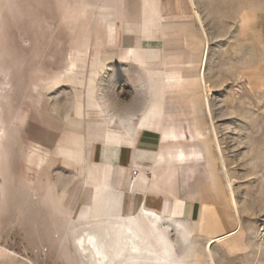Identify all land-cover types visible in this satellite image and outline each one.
Wrapping results in <instances>:
<instances>
[{
  "label": "crops",
  "instance_id": "obj_1",
  "mask_svg": "<svg viewBox=\"0 0 264 264\" xmlns=\"http://www.w3.org/2000/svg\"><path fill=\"white\" fill-rule=\"evenodd\" d=\"M195 2L204 26L190 0H88L76 69L47 87L55 88L26 110L21 126L33 148L23 154L27 184L46 209L73 213L74 223L126 221L167 264H199L193 256L207 241L238 224L203 100V72L216 90L204 13L211 2ZM236 20L240 73L256 78L261 109L263 0L241 8ZM62 81L74 88L55 90ZM235 196L241 234L246 208ZM183 234L195 248L190 258L180 251ZM16 258L23 262L0 242V264H19Z\"/></svg>",
  "mask_w": 264,
  "mask_h": 264
},
{
  "label": "rangeland",
  "instance_id": "obj_2",
  "mask_svg": "<svg viewBox=\"0 0 264 264\" xmlns=\"http://www.w3.org/2000/svg\"><path fill=\"white\" fill-rule=\"evenodd\" d=\"M87 1L0 0V242L22 255L23 262L16 258L19 264H82L75 241L88 230H110L114 250L124 237L112 227L113 220L74 223L73 213L46 209L27 184L23 154L33 148L22 140V120L43 93L55 88L47 87L76 69L77 46L89 19ZM202 1L211 2L210 13L208 8L204 13L211 35L208 72L216 85L215 122L236 195L246 208L244 233L216 243L214 254L217 264H264V105L260 109L255 103L256 78L240 73L236 30L241 8L261 0ZM61 84L55 90L74 88L70 81ZM195 256L201 257L199 264H208L203 250Z\"/></svg>",
  "mask_w": 264,
  "mask_h": 264
},
{
  "label": "bare ground",
  "instance_id": "obj_3",
  "mask_svg": "<svg viewBox=\"0 0 264 264\" xmlns=\"http://www.w3.org/2000/svg\"><path fill=\"white\" fill-rule=\"evenodd\" d=\"M191 5L194 6V11L198 17L199 22L204 26L203 17L201 12L197 9L195 0H190ZM198 4V3H197ZM203 28V27H202ZM204 29V28H203ZM206 32V31H205ZM204 35H207L205 34ZM202 85H203V100L206 108V114L210 120V130L212 135H214V147L216 154L220 161V170L226 182V187L228 191V197L234 215L237 218L238 224L235 230L223 234L218 237L210 238L204 247V254L208 261V264H217L214 245L216 243H223L226 239L240 233L242 231L241 222V207L235 196L234 181L229 173L228 165L225 159L224 151L220 142V136L218 135L215 121L213 117V111L211 107V86L206 80L205 73L202 75ZM1 135V134H0ZM2 136V135H1ZM5 137V136H3ZM2 140V139H1ZM1 144V143H0ZM107 222V221H106ZM112 227L118 231L124 233V237H120L119 241L115 244L117 245V251L112 248L114 244L113 234L107 229L105 233L99 234L93 231H85L79 237L76 238V247L78 254L80 255V260L82 264H167L165 260L158 257L148 250L147 245L143 243L140 236L128 226L126 222L113 220ZM109 228V227H108ZM116 231V230H115ZM184 235V234H183ZM194 246L189 242L188 237L184 235L180 240V251L183 252L184 258H190L194 252Z\"/></svg>",
  "mask_w": 264,
  "mask_h": 264
},
{
  "label": "built area",
  "instance_id": "obj_4",
  "mask_svg": "<svg viewBox=\"0 0 264 264\" xmlns=\"http://www.w3.org/2000/svg\"><path fill=\"white\" fill-rule=\"evenodd\" d=\"M137 171H134V173H136Z\"/></svg>",
  "mask_w": 264,
  "mask_h": 264
}]
</instances>
